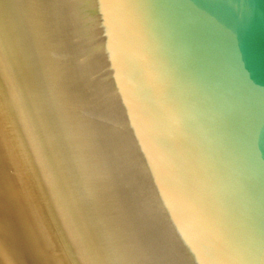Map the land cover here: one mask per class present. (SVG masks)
I'll return each instance as SVG.
<instances>
[{"label":"water","instance_id":"obj_1","mask_svg":"<svg viewBox=\"0 0 264 264\" xmlns=\"http://www.w3.org/2000/svg\"><path fill=\"white\" fill-rule=\"evenodd\" d=\"M0 72L98 264H264V0H0Z\"/></svg>","mask_w":264,"mask_h":264},{"label":"rangeland","instance_id":"obj_2","mask_svg":"<svg viewBox=\"0 0 264 264\" xmlns=\"http://www.w3.org/2000/svg\"><path fill=\"white\" fill-rule=\"evenodd\" d=\"M5 103V110L0 109V116L2 115L3 118H0L2 120L0 122V134L2 136V142L4 146L2 145L0 147V154L3 156L5 154L13 153L14 150H17V147H20L22 151H25V157H26V162L24 161L25 168L27 170V173L30 171L31 175L37 174L39 178V190L42 195L41 199L39 198L36 190H34V198L38 200L39 202L42 200L44 201L43 205V215L45 216V220L40 218V220L36 221V215L38 214L35 212H31V215L29 213V218L30 220H35L36 228L39 230L37 231V235L39 236V243L41 245L42 251L44 253L46 252V255L50 259H53L51 257L50 253V247L47 244V238H46V232L44 226L47 228V231L50 232V230L54 233L57 234L63 242V245H66V249L64 252L67 251L68 253V260L71 261L72 264H98L97 261L95 260L92 252L90 251L87 243L85 242L83 236L81 237V233L78 232V227L76 226L48 168L47 165L21 115V112L0 72V105H4ZM5 114L7 117H9V120H5ZM10 121V122H9ZM11 124V126H9ZM11 127V128H10ZM13 131L15 138L17 139L18 145H16V148L14 149L12 145V142L14 141V137L11 133ZM6 135L4 138L3 135ZM10 135V136H9ZM19 152V150H17ZM27 154L29 157H31V160L27 158ZM27 165V166H26ZM28 167V168H27ZM24 168V169H25ZM29 173V177L31 176ZM33 176V175H32ZM31 178V177H30ZM10 179L14 181V184L16 187L20 185L19 183V177L16 178V175L12 174L10 176ZM35 185V184H34ZM4 186L0 185V200L2 203L0 204V212L4 211L7 209H10L11 206L8 204V195L5 194L4 192ZM30 186H27L26 188L29 189ZM35 188V187H34ZM18 202L22 205H29L30 204V199L31 196L26 193H19L16 196ZM47 204H50L53 208V212L49 214L47 210ZM4 215V214H3ZM51 215V216H50ZM78 229V230H77ZM60 240V239H59ZM66 240V241H64ZM58 240L55 239L53 240L52 246L57 242ZM55 242V243H54ZM65 242V243H64ZM58 244V242H57ZM59 246V244L57 245ZM86 247V248H85ZM49 250H48V249ZM62 248V247H61ZM88 249V250H86ZM90 251V252H89ZM88 253H91L90 255ZM60 251H55V256H60ZM92 256V257H91ZM91 257V258H90Z\"/></svg>","mask_w":264,"mask_h":264},{"label":"bare ground","instance_id":"obj_3","mask_svg":"<svg viewBox=\"0 0 264 264\" xmlns=\"http://www.w3.org/2000/svg\"><path fill=\"white\" fill-rule=\"evenodd\" d=\"M0 109L2 111L5 110V103L4 105H0ZM0 118H3V116L1 115ZM4 119L9 120V117H7V115L5 114ZM1 121L2 120H0V122ZM9 126H11V124H9ZM11 133L14 137V141L12 142V145L10 144V146H13V148L15 149L18 143L13 131H11ZM2 135L3 137H6V135ZM2 145L4 146L2 142V136L0 134V147ZM16 149L19 150V152H17V150H14L13 153L5 154L3 156L0 154V185L4 186L3 190L9 197L7 202L11 206L10 209L6 208V210L0 212V264H72L71 261H69L71 259L68 260L70 256H68V250H66V252H64L65 250H63L64 248L66 249L67 244L63 245L62 239L57 234H54L51 230L50 232L47 231V228L45 226V235L50 250L48 248L47 249L50 251L51 257L53 259H50V256L48 257L46 255L47 251L44 253V251H42L41 249L39 236L37 235V231L39 229L36 228V224L34 222L35 220L33 221L29 218V213L31 215V212H38V214L36 215V221L40 220V218H45L42 213V208L44 205L42 203H44V201L42 200V202H39L38 200H36L34 198L35 194L33 192L34 190H36L37 193H40L38 194V196L41 199L40 195L42 194L37 185L39 184V178L36 173H32L33 176L31 175L30 171L27 173L24 165V161L26 162V150L22 151L20 147H17ZM27 158L31 160V157H29L28 154ZM29 173L31 175V178L29 177ZM12 174L16 175V178L19 177L20 185H18V187H16L14 181L10 179V176ZM30 185L31 187H29V189L26 188ZM23 192H26L31 196L30 204L28 206L17 203V194ZM1 203L2 201L0 200V204ZM46 206L49 214L50 212L52 213V206L50 204H47ZM55 239L58 240L57 242L59 246H57V242H54L55 244L54 246H52L51 243H53V240ZM55 251H60V256L53 257L55 255ZM88 254L90 255L91 253Z\"/></svg>","mask_w":264,"mask_h":264}]
</instances>
